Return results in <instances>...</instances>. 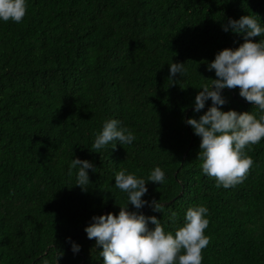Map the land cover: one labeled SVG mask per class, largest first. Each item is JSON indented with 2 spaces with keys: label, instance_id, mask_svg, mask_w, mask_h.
Returning a JSON list of instances; mask_svg holds the SVG:
<instances>
[{
  "label": "trees",
  "instance_id": "1",
  "mask_svg": "<svg viewBox=\"0 0 264 264\" xmlns=\"http://www.w3.org/2000/svg\"><path fill=\"white\" fill-rule=\"evenodd\" d=\"M25 3L21 22L0 20V264H103L84 229L127 205L118 171L147 181L156 167L165 182H147L142 199L162 204V213L147 204L128 211L155 216L174 235L188 208L205 206L202 264H264V139L244 150L253 161L246 179L217 188L201 169V138L186 123L212 106L209 99L194 111L195 96L216 79L207 65L244 42L222 26L251 15L264 27V0ZM172 62L186 74L169 79ZM221 95V111L259 118L239 89ZM111 119L135 140L93 152ZM77 158L96 167L86 170V189L75 185L78 168L69 174Z\"/></svg>",
  "mask_w": 264,
  "mask_h": 264
},
{
  "label": "clouds",
  "instance_id": "2",
  "mask_svg": "<svg viewBox=\"0 0 264 264\" xmlns=\"http://www.w3.org/2000/svg\"><path fill=\"white\" fill-rule=\"evenodd\" d=\"M25 14V0H0V20L19 23ZM229 26L237 34H243L244 42L235 50L225 48L219 51L207 65L208 70H214L216 79L211 80V86L203 85L202 91L195 96L194 111L203 109L209 99L212 106L199 120H186L194 134L201 138L199 156L202 172L215 179L217 188L223 186L225 189L246 179L253 161L244 150L264 139V40L253 42L250 39L264 35V27L251 15L242 16L239 20L230 19L227 26H222L223 30L227 32ZM186 72L184 64L172 62L169 65V79ZM223 89H239L240 97L260 110L259 118L250 112L221 111L217 106L226 103L221 95ZM118 124L115 119L104 123L92 145L93 152L98 153L113 141L124 145L135 140L131 131L118 128ZM76 168L75 185L86 189L90 183L86 170L91 169L94 173L96 167L77 158L72 159L69 174ZM147 182L163 184L165 174L161 168L153 169L147 181L126 174L125 170L115 174V186L128 194L127 205L139 210L147 204L153 211L162 213V204L142 199L148 191ZM127 205L120 207L118 215L93 216L94 222L84 229L87 238L94 239L102 248L103 264H202V250L210 242L204 235L209 223L205 218L208 213L205 206L188 208L184 225L178 227L173 235L165 232L160 219L130 212ZM176 216L173 212L170 219L174 221ZM149 222L154 227L149 228ZM72 251L78 252L79 245L73 243Z\"/></svg>",
  "mask_w": 264,
  "mask_h": 264
}]
</instances>
